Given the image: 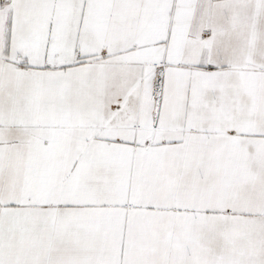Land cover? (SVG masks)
<instances>
[{
	"label": "snow or ice",
	"instance_id": "6c2138e0",
	"mask_svg": "<svg viewBox=\"0 0 264 264\" xmlns=\"http://www.w3.org/2000/svg\"><path fill=\"white\" fill-rule=\"evenodd\" d=\"M0 264H264V0H0Z\"/></svg>",
	"mask_w": 264,
	"mask_h": 264
}]
</instances>
